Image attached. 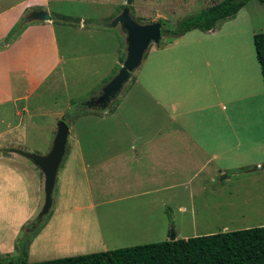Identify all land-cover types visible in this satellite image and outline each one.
Masks as SVG:
<instances>
[{
  "label": "crops",
  "instance_id": "crops-1",
  "mask_svg": "<svg viewBox=\"0 0 264 264\" xmlns=\"http://www.w3.org/2000/svg\"><path fill=\"white\" fill-rule=\"evenodd\" d=\"M19 1L17 7L10 5L0 11L3 22L0 37L6 36L27 11L50 13L47 0ZM120 13H112L108 21ZM108 21L101 25L78 21V29L91 34L95 58H104L102 63L108 66L107 75L110 70L121 67L126 54L124 48L117 49L123 40L120 31L117 27H105ZM30 23L0 50V61L6 60V65L0 64V81L9 85L7 95L11 94L10 98L0 94V105L8 100L27 101L32 91L25 84L38 87L64 61L56 37L55 18ZM221 23L213 31L192 30L178 39L166 38L164 45L150 49L125 86L128 88L117 98L114 109L94 117L93 126L101 127L102 140L99 141L96 133L97 139L92 137L90 132L86 143L76 140L71 151L67 148V160L65 156L62 163L63 166L66 162L63 167L65 188L85 189L89 198L87 208L112 206L115 208L112 211L123 218L148 223L152 228H157L156 224L168 229L173 224L176 228L178 222L183 225V215L186 223L191 219L194 224L202 202L205 209L216 205V201L207 198L218 196L216 185L224 173L229 179L228 170L246 174L250 171L244 168L251 165L263 168L261 162L247 160L249 146L255 143L252 132L260 128L237 124L239 112L248 109L249 96L234 92L229 78L225 86L219 82L221 87L213 79L215 73L220 81L224 79L219 75L226 58L218 47L210 44L211 37L220 35L221 38ZM195 31L202 34L193 38ZM208 53L215 63L213 74L206 63ZM238 73L235 69V76ZM13 77L16 83L9 82ZM17 114L22 115V112ZM6 156L0 159V168L6 166L19 181L24 171H33L19 155ZM196 197L204 199L197 203ZM98 198L101 199L96 201ZM71 202L72 199L61 195L59 210L65 207L67 213ZM91 223L93 220L89 218L81 222L85 228L97 225L90 226ZM0 244L2 254L11 252L14 246L10 247L4 238Z\"/></svg>",
  "mask_w": 264,
  "mask_h": 264
},
{
  "label": "rangeland",
  "instance_id": "rangeland-1",
  "mask_svg": "<svg viewBox=\"0 0 264 264\" xmlns=\"http://www.w3.org/2000/svg\"><path fill=\"white\" fill-rule=\"evenodd\" d=\"M47 1L50 13L47 12L55 18L56 37L64 61L58 65V70L38 87L25 84L32 91L27 101L8 100L0 105V149L8 150V154L12 153L11 149L38 155L48 154L56 135L57 124L63 117H66L70 128L68 151H71L70 148L76 140L82 144L86 143L90 132L92 137L96 138L97 134L99 141L102 140L101 127L93 126L94 117L108 111L83 109L80 103L98 95L103 86L118 71L110 70V74L107 75L108 66H103L102 63L104 58L103 60L95 58L91 34L88 35L85 31L79 30L78 21L83 20L86 25L104 24L112 13L122 11L126 0ZM221 1L223 0H132L131 15L140 24L162 20V29L172 31L184 18L200 13ZM19 2V0H0V11L10 5L17 7ZM32 13L27 11L6 36L0 37V50L4 43L10 44L30 26V22H44L28 21ZM62 18L75 23L65 22ZM110 22L111 20L108 21ZM219 26L222 29L219 33L221 38L220 35L211 37L210 44L218 47L220 54L226 58V63L219 75L224 79L220 81L217 74H213L215 63L211 53L207 54L209 58H206V63H209V69H213V79L217 80L218 87H221L219 82L224 83L223 86H225L230 79L234 92H244L249 96L248 109L239 112L237 124L254 125L260 128L252 132L255 143L249 146L247 160L254 159L264 166V83L253 41L255 34L264 33V3L251 0L235 18L224 21ZM117 28L123 38L117 49L120 50L122 47L125 53L126 35L120 27ZM2 31L3 22L0 20V34ZM193 34L194 38L202 33L195 31ZM167 36L166 33L162 36L160 45L167 42ZM213 38L216 39L213 40ZM155 46L152 45L149 50ZM0 64L6 65V60L2 59ZM235 69L239 72L236 76ZM137 75L138 73L134 78ZM9 82L16 83V80L13 77ZM8 86L3 80L0 81V94L4 93L10 98L11 94L7 95ZM116 100L112 102L110 110L116 106ZM224 105L227 106V104ZM25 107L27 109H24ZM17 112H22V115H18ZM8 154L0 152V159L7 157ZM19 157L33 168L32 172L27 170V172L24 171L23 176L20 174L22 181L11 175L6 166L0 168V240L4 238L8 240L10 247L14 245L12 251L7 254H2V248H0V258L18 259L19 256H23L27 262H41L168 241L171 240L172 232L176 239H188L264 226V167L256 170V167H259L251 165L249 168H244L250 171L246 174L239 170H228L230 178L226 179L227 175L224 173L216 185L218 196L207 198L216 201L214 207L205 209L202 202L204 197H196L195 201L202 203L195 223L193 224L191 219L186 223L184 219L186 216L183 215L181 217L184 221L183 225L178 222L176 228L172 224L168 229L162 226L160 228L157 224L155 225L157 228H152L148 223L131 222L120 216L118 212L112 211L115 209L112 206L107 209L102 205L94 210L87 208L89 198L86 196L85 189L77 191L65 188L67 185L63 173L65 162L58 173L50 214L39 228L27 232L45 203V177L29 159L21 155ZM67 157L68 155L66 160ZM236 172L239 173L235 177ZM61 195L72 199L68 207L71 210L67 213L64 212L65 207L61 206L62 210H59ZM77 206L78 210H76ZM93 213L95 215L91 218ZM168 216L171 217L170 212ZM86 218L93 220L90 226L97 225L85 228L86 226H83L81 222ZM26 237L32 238L27 254L21 253L18 246V243Z\"/></svg>",
  "mask_w": 264,
  "mask_h": 264
},
{
  "label": "trees",
  "instance_id": "trees-1",
  "mask_svg": "<svg viewBox=\"0 0 264 264\" xmlns=\"http://www.w3.org/2000/svg\"><path fill=\"white\" fill-rule=\"evenodd\" d=\"M250 1L223 0L184 18L175 30L162 29V36L166 33L168 38L178 39L192 30L213 31L218 23L235 18ZM62 20L70 22L66 18ZM253 41L264 82V33L255 34ZM124 59L125 56L121 63ZM0 152L8 154V150L0 149ZM31 239L26 237L18 243L21 253H28ZM0 264H264V226L41 262H27L23 256L6 257L0 258Z\"/></svg>",
  "mask_w": 264,
  "mask_h": 264
},
{
  "label": "water",
  "instance_id": "water-1",
  "mask_svg": "<svg viewBox=\"0 0 264 264\" xmlns=\"http://www.w3.org/2000/svg\"><path fill=\"white\" fill-rule=\"evenodd\" d=\"M132 0H126L121 13L116 16L105 27L115 28L120 26L126 35V58L119 68L117 74L106 83L99 94L80 103L81 108L107 112L122 93L125 86L132 80L133 74L141 66L146 53L152 45L160 46L162 39V24L153 21L149 24H140L131 15ZM51 15L44 10L33 12L28 21H50ZM70 136V128L66 117L61 118L57 124V131L53 145L46 155L24 152L11 149L12 153L29 159L45 177V203L37 219L28 231H34L40 227L44 219L50 214L53 206V193L57 183V177L62 163L65 159ZM261 167L256 170H260ZM226 177V176H224ZM176 239L172 232L171 241Z\"/></svg>",
  "mask_w": 264,
  "mask_h": 264
}]
</instances>
